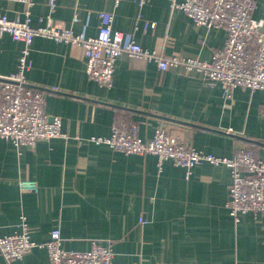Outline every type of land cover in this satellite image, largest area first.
Returning <instances> with one entry per match:
<instances>
[{
  "label": "crops",
  "instance_id": "obj_1",
  "mask_svg": "<svg viewBox=\"0 0 264 264\" xmlns=\"http://www.w3.org/2000/svg\"><path fill=\"white\" fill-rule=\"evenodd\" d=\"M49 1L33 0V26L51 16L75 33L95 36L99 12L110 11L113 29L145 49L201 60H211L227 39L225 28L198 26L173 8L183 0L142 6L137 0L118 6L114 0H56L53 10ZM255 1L253 16L264 18V0ZM26 10L0 0V13L11 19L24 20ZM21 46L7 33L0 38V77L16 71ZM29 59L28 83L45 93V111L61 118L67 137L41 139L34 147L0 138V235L19 230L25 215L36 242H47L54 230L68 250H86L97 239L112 248L116 264H264V213L241 214L238 222L230 215L227 166L204 163L186 177L171 159L160 169L153 154H127L91 140L109 136L122 116L138 123L143 139L165 122L204 152L232 157L250 146L264 159L262 90L237 87L227 97L221 83L210 86L199 72L162 71L155 61L126 53L106 88L88 77L80 49L42 36L34 38ZM27 179L37 182V191L21 188ZM0 264H10L1 253ZM11 264H49L47 248L36 246Z\"/></svg>",
  "mask_w": 264,
  "mask_h": 264
},
{
  "label": "built area",
  "instance_id": "obj_2",
  "mask_svg": "<svg viewBox=\"0 0 264 264\" xmlns=\"http://www.w3.org/2000/svg\"><path fill=\"white\" fill-rule=\"evenodd\" d=\"M12 1L25 4L27 10L24 20L11 19L0 13V38L7 33L22 44L16 71L0 77V138L10 140L16 146L34 147L41 139L67 137L62 130L61 118L46 113L45 93L32 87L26 77V72L32 67L30 47L37 36L66 42L80 49L88 77L106 88L113 86L115 63L118 57L126 53L136 59L155 61L162 71L183 67L188 73L199 72L210 86L221 83L227 97H231L237 87L264 92V18L253 16L257 7L255 0L173 2V8L184 11L196 25L226 29V42L214 52L211 60L166 56L145 49L131 34L113 29L114 14L110 11L99 12L97 35L85 36L84 33H75L51 16L45 24L33 26L30 17L33 0ZM121 1L114 0L115 6ZM137 1L141 6L147 2ZM49 2L53 10L56 0ZM74 20L77 21L78 17L75 16ZM262 112L264 114V104ZM91 140L106 143L127 154H153L160 169L165 160L171 159L175 165L185 169L186 177H190L195 166L204 163L225 165L232 177L227 208L234 220L238 222L240 215L248 212L264 213V159L258 157L250 146L238 148L232 157L207 153L173 134L166 128L165 122L155 128L153 137L143 139L139 135L138 123L128 122L122 116L115 118L109 136H93ZM20 186L26 191L38 190L34 180H22ZM62 241L60 231L54 230L47 242H36L23 215L19 230L0 235V253L11 264L34 247L45 246L49 264H116L112 248L100 240H92L90 248L86 250L65 249Z\"/></svg>",
  "mask_w": 264,
  "mask_h": 264
},
{
  "label": "water",
  "instance_id": "obj_3",
  "mask_svg": "<svg viewBox=\"0 0 264 264\" xmlns=\"http://www.w3.org/2000/svg\"><path fill=\"white\" fill-rule=\"evenodd\" d=\"M179 122H182V121H179ZM183 123H185V122H183ZM186 124H189V123H186Z\"/></svg>",
  "mask_w": 264,
  "mask_h": 264
},
{
  "label": "trees",
  "instance_id": "obj_4",
  "mask_svg": "<svg viewBox=\"0 0 264 264\" xmlns=\"http://www.w3.org/2000/svg\"><path fill=\"white\" fill-rule=\"evenodd\" d=\"M128 122H130V121H128Z\"/></svg>",
  "mask_w": 264,
  "mask_h": 264
}]
</instances>
